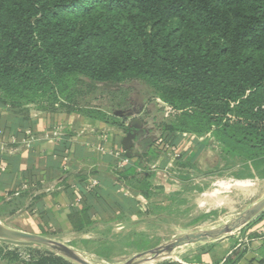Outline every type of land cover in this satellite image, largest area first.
Returning <instances> with one entry per match:
<instances>
[{
	"label": "trees",
	"instance_id": "obj_1",
	"mask_svg": "<svg viewBox=\"0 0 264 264\" xmlns=\"http://www.w3.org/2000/svg\"><path fill=\"white\" fill-rule=\"evenodd\" d=\"M84 80L144 82L181 111L168 143L181 141L175 131L214 129L264 178V0H0V107L22 130L26 105L56 104L80 83L96 90ZM44 249L27 261L1 250L0 260L73 264Z\"/></svg>",
	"mask_w": 264,
	"mask_h": 264
},
{
	"label": "rangeland",
	"instance_id": "obj_2",
	"mask_svg": "<svg viewBox=\"0 0 264 264\" xmlns=\"http://www.w3.org/2000/svg\"><path fill=\"white\" fill-rule=\"evenodd\" d=\"M84 81L96 90L80 83L79 88L59 97L56 104L26 108L30 115L53 110L103 124L102 141L113 129L123 133L132 130L142 134L139 145L145 146L144 151L136 149L134 155L126 152L119 160L126 159L127 164L137 161L134 171L125 174L123 167L116 173L119 195L126 194V202L132 203L137 218L128 225L116 222L96 227L91 232L94 237L85 243L80 235L70 239L69 245L80 247L88 260L124 262L181 234L220 226L264 197V178L255 160L247 157L241 147L219 142L214 129L206 133L175 131L173 137L181 141L168 143L165 137L169 132L165 129L177 126L181 111L163 102L144 82L116 85ZM209 156L212 161L213 156L216 159L213 167H207ZM243 230L226 238H240ZM0 248L1 257L13 252L26 261L45 253L38 245L0 244Z\"/></svg>",
	"mask_w": 264,
	"mask_h": 264
},
{
	"label": "crops",
	"instance_id": "obj_3",
	"mask_svg": "<svg viewBox=\"0 0 264 264\" xmlns=\"http://www.w3.org/2000/svg\"><path fill=\"white\" fill-rule=\"evenodd\" d=\"M28 125L34 141L26 148V129L20 128L16 115L0 107V220L6 226L53 238L84 254L69 245L74 236L85 243L96 227L128 225L137 218L126 194L119 195L116 166L126 152L144 151L138 140L142 134L113 129L102 141L103 124L73 113L30 115ZM211 156L207 167L216 161ZM93 182L96 187H91ZM243 229L244 242L225 238L195 245L161 264H264V217Z\"/></svg>",
	"mask_w": 264,
	"mask_h": 264
},
{
	"label": "water",
	"instance_id": "obj_4",
	"mask_svg": "<svg viewBox=\"0 0 264 264\" xmlns=\"http://www.w3.org/2000/svg\"><path fill=\"white\" fill-rule=\"evenodd\" d=\"M262 213H264V197L220 226L181 234L152 250L138 253L118 264H161L169 260H174L181 251L189 247L214 243L231 236L247 227ZM0 241L43 246L53 254L73 264H104L94 263L77 250L54 239L9 228L1 220Z\"/></svg>",
	"mask_w": 264,
	"mask_h": 264
},
{
	"label": "built area",
	"instance_id": "obj_5",
	"mask_svg": "<svg viewBox=\"0 0 264 264\" xmlns=\"http://www.w3.org/2000/svg\"><path fill=\"white\" fill-rule=\"evenodd\" d=\"M53 135L56 136L57 133L54 132ZM24 137H25V138L23 139L22 144H23L26 148H29L30 145L32 144V142L34 141V137H33V134H32L31 129L28 128V129L25 130V132H24ZM127 163H128V161L125 159V160H123L122 162H119V163L117 164L116 168H117V169H121V168H123L124 165L127 164ZM96 186H97V184H96L95 182H93V183L91 184V187H96ZM26 189H27L26 186H23V187H22V190H26ZM243 234H244V233H243ZM243 234H242L241 237H240V243H241V242H244V240H245V236H243Z\"/></svg>",
	"mask_w": 264,
	"mask_h": 264
}]
</instances>
